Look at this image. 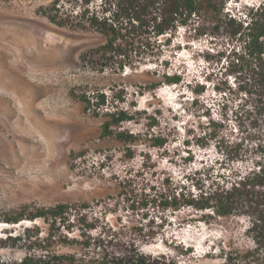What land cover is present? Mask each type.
Listing matches in <instances>:
<instances>
[{
	"label": "rangeland",
	"instance_id": "374dc122",
	"mask_svg": "<svg viewBox=\"0 0 264 264\" xmlns=\"http://www.w3.org/2000/svg\"><path fill=\"white\" fill-rule=\"evenodd\" d=\"M103 1L92 0V8L99 10ZM262 3L264 0H228L226 8L230 14L244 17ZM45 4L42 0H0V264L43 257L45 244H35L25 237L37 234L34 230L40 228L37 235L43 240L49 232L43 221L8 224L5 219L59 203L93 208V217L98 218L93 239L103 235L111 242L112 233L118 232L123 242L134 241L143 254L167 255L177 264H245L235 258L255 248L247 218L228 217L206 223L199 214L178 225L176 216H172V226L164 235L144 240L137 228L138 218L107 207L118 181L140 164L141 150L151 151L161 169L178 177L188 169L184 159L189 148L195 156V167L220 158L213 146L198 149L193 140L189 146L184 145L190 127L211 119L224 120L223 137L246 140L234 114L247 99L241 89L249 81L236 66L235 52L240 45L223 35L193 36L183 41L186 46L176 63L187 73V80L204 86V93L194 103V96L181 86L152 90L148 86L151 76L160 70L155 64L147 62L139 69L117 72L111 69L113 65L104 70L83 61L86 52L101 45L102 36L51 23L41 12ZM102 94L108 103L100 112L83 100ZM121 95L125 99L121 107L130 111L133 103L150 114L163 109L159 116L161 130L168 133V128L173 129L166 148L150 149L144 144L135 149L137 157L131 160L124 143L115 136L103 135L102 115L112 109L113 98ZM149 123L143 116L138 122L114 128V132H145ZM247 146L245 162L235 163V169H251L260 159L254 142L249 140ZM156 222L160 223L159 219ZM145 228L150 227L146 224ZM71 236L83 240L78 231ZM47 243V249L56 255H84L76 246L55 240ZM114 244L113 240L109 247Z\"/></svg>",
	"mask_w": 264,
	"mask_h": 264
},
{
	"label": "trees",
	"instance_id": "16d2710c",
	"mask_svg": "<svg viewBox=\"0 0 264 264\" xmlns=\"http://www.w3.org/2000/svg\"><path fill=\"white\" fill-rule=\"evenodd\" d=\"M42 1L46 4L41 12L51 23L102 36L101 45L86 52L83 61L104 70L113 65L111 69L117 72L139 69L147 62L155 64L160 70L154 71L153 77L148 72L152 79L148 86L152 90L161 86L184 87L194 96V103L198 100L195 98L204 93V86L187 80V73L176 63L186 46L183 41L188 42L186 39L193 36L223 35L240 45L235 52V62L249 81L241 89L247 99L234 114L246 140L223 137L224 120L211 119L206 124L190 127L184 145L189 146L193 140L198 149L213 146L220 158L212 164L205 162L195 167V156L189 148L184 159L188 169L181 171L178 177L161 169L151 151L141 150L140 164L118 181L115 196L108 197L107 207L114 206L138 218L137 228L144 240L164 235L172 226V216H176L178 225L199 214L206 223L228 217L247 218L255 248L238 253L235 260L264 264V3L249 10L244 17H238L227 10L228 0H104L99 10L92 8V0ZM83 100L99 112L108 103L105 94ZM123 103L124 96L114 97L112 109L102 115L104 136H115L124 143L131 160L137 157L135 149L144 144L159 150L169 145L173 129L168 128V133L161 130L162 108L150 114L147 110H138V103H133L132 111L121 107ZM143 116L150 120L145 132L126 129L114 132V128L120 129L124 123L134 120L138 122ZM249 140L256 145L260 159L251 169H235V163L245 162ZM92 210L87 204L59 203L28 213L27 210L18 212L5 219L8 224L43 221L49 227L47 239L38 237L40 228L34 230L37 234L25 237L35 244H45L44 256L38 260L26 259L20 264H177L167 255L143 254L134 241L123 242L118 232L111 235V240L115 241L112 248L109 247L112 241H106L103 235L93 239L98 218L93 217ZM185 212L191 214L178 215ZM158 219L160 223L156 222ZM146 224L149 229L145 228ZM76 231L82 241L71 236ZM51 240L79 247L84 255H56L47 249V242ZM91 252L98 253L90 255Z\"/></svg>",
	"mask_w": 264,
	"mask_h": 264
}]
</instances>
